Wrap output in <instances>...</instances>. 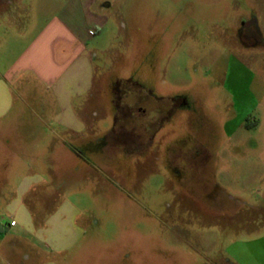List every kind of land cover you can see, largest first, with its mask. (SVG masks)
<instances>
[{
	"label": "rangeland",
	"instance_id": "374dc122",
	"mask_svg": "<svg viewBox=\"0 0 264 264\" xmlns=\"http://www.w3.org/2000/svg\"><path fill=\"white\" fill-rule=\"evenodd\" d=\"M61 1L0 0V69L32 38L27 18ZM102 3L106 23L86 43L92 88L72 98L85 131L0 122V227L18 219L0 230V264H264V0ZM34 80L14 85L12 112L51 118L53 89ZM117 82L130 106L117 124L151 126L142 150L114 141ZM20 203L71 219L24 228Z\"/></svg>",
	"mask_w": 264,
	"mask_h": 264
},
{
	"label": "crops",
	"instance_id": "0c3cea01",
	"mask_svg": "<svg viewBox=\"0 0 264 264\" xmlns=\"http://www.w3.org/2000/svg\"><path fill=\"white\" fill-rule=\"evenodd\" d=\"M103 8L102 0H62L56 4L51 16L43 15L37 20L27 18V26H35L32 38L7 66L0 69V122L51 120L61 133L80 135L85 131L90 116L73 107L72 98H79L91 91L94 76L86 43L106 23ZM34 79L53 89L58 109L51 118L12 112L16 99L14 85L25 89ZM22 101L24 100H20L21 104ZM55 140L53 137L51 142L54 143ZM43 179L40 173L22 177L21 180H25V183H20L16 190L15 201H27L33 186ZM22 206L20 203V208H17L18 211L22 208L19 214L21 224L24 228L35 225L38 232L47 230L49 222L56 217L61 222L69 219L64 212L57 215L58 207L53 214L44 217L36 216L33 208H28V212ZM11 221H15V224L11 225ZM17 225L18 219L10 218L3 226V231L7 233L6 230L16 228ZM3 228L1 227V231ZM73 231L76 232L74 229Z\"/></svg>",
	"mask_w": 264,
	"mask_h": 264
},
{
	"label": "flooded vegetation",
	"instance_id": "af4514ba",
	"mask_svg": "<svg viewBox=\"0 0 264 264\" xmlns=\"http://www.w3.org/2000/svg\"><path fill=\"white\" fill-rule=\"evenodd\" d=\"M121 87H120V82H117L116 85L114 86V105L116 108V114L114 118V127L112 129V134L114 141L117 143H120L122 145H125L126 147H129L130 150L132 151H139L145 148V146L150 142L153 133L150 134V127L151 126H146V131H144L143 134L136 133L135 131L130 130L126 125L124 124H117L119 122V118L123 117L127 114L128 110L130 109V106L126 104L123 100V95L121 94ZM172 108L170 107L165 115L168 116L172 112ZM137 111L141 112L142 115L146 114L145 108L142 106L137 107ZM156 116H154L153 121H152V128L154 132H156L158 125H157V120H159L158 116V110L156 109ZM161 120V118H160Z\"/></svg>",
	"mask_w": 264,
	"mask_h": 264
},
{
	"label": "built area",
	"instance_id": "2783aa9c",
	"mask_svg": "<svg viewBox=\"0 0 264 264\" xmlns=\"http://www.w3.org/2000/svg\"><path fill=\"white\" fill-rule=\"evenodd\" d=\"M10 224H11V225H14V224H15V221H11Z\"/></svg>",
	"mask_w": 264,
	"mask_h": 264
},
{
	"label": "trees",
	"instance_id": "16d2710c",
	"mask_svg": "<svg viewBox=\"0 0 264 264\" xmlns=\"http://www.w3.org/2000/svg\"><path fill=\"white\" fill-rule=\"evenodd\" d=\"M0 230H1V227H0Z\"/></svg>",
	"mask_w": 264,
	"mask_h": 264
}]
</instances>
